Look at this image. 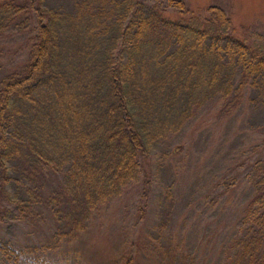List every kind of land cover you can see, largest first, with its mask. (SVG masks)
Wrapping results in <instances>:
<instances>
[{"label":"trees","instance_id":"obj_1","mask_svg":"<svg viewBox=\"0 0 264 264\" xmlns=\"http://www.w3.org/2000/svg\"><path fill=\"white\" fill-rule=\"evenodd\" d=\"M99 1L112 20L90 37L97 15L73 20L37 0H0V36L26 13L36 18L23 74L0 84V190L13 162L29 177L68 165L55 198L71 206L72 228L139 178V158L157 138L216 96L235 105L246 80L264 76V44L236 39L218 6L201 17L178 0L172 7L181 17L171 20L147 0ZM261 164L243 224L264 264Z\"/></svg>","mask_w":264,"mask_h":264},{"label":"rangeland","instance_id":"obj_2","mask_svg":"<svg viewBox=\"0 0 264 264\" xmlns=\"http://www.w3.org/2000/svg\"><path fill=\"white\" fill-rule=\"evenodd\" d=\"M37 1L73 20L82 12L97 15L90 37L112 20L99 0ZM175 1L147 3L177 20ZM181 1L201 17L209 6L222 8L236 39L264 44V0ZM35 34L29 12L0 36V84L23 74ZM239 81L238 72L235 86ZM237 93L235 105L216 96L178 131L157 138L139 158V178L97 204L76 228L71 206L55 198L68 165L57 175L29 177L20 162L11 163L0 190V264H260L263 255L251 247L243 220L255 188L254 165L264 167V76L248 78Z\"/></svg>","mask_w":264,"mask_h":264}]
</instances>
